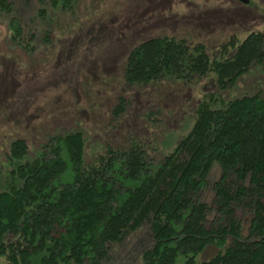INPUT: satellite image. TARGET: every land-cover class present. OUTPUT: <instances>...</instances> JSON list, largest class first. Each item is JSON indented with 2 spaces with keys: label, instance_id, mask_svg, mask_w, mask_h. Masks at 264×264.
I'll list each match as a JSON object with an SVG mask.
<instances>
[{
  "label": "trees",
  "instance_id": "trees-1",
  "mask_svg": "<svg viewBox=\"0 0 264 264\" xmlns=\"http://www.w3.org/2000/svg\"><path fill=\"white\" fill-rule=\"evenodd\" d=\"M38 1L73 7V0ZM0 13L11 15L10 29L21 38L11 0H0ZM263 66L262 33L212 54L161 37L131 51L124 81L186 85L213 74L222 93ZM221 93L204 95L188 133L160 158L132 140L86 163L87 140L71 133L51 137L28 161L26 141L15 140L0 192V264H100L110 245L146 222L153 244L142 264H264V92ZM127 104L120 100L117 116ZM215 164L222 174L209 205L202 197ZM211 246L218 253L202 259Z\"/></svg>",
  "mask_w": 264,
  "mask_h": 264
},
{
  "label": "rangeland",
  "instance_id": "rangeland-1",
  "mask_svg": "<svg viewBox=\"0 0 264 264\" xmlns=\"http://www.w3.org/2000/svg\"><path fill=\"white\" fill-rule=\"evenodd\" d=\"M11 1L23 34L15 37L11 15L0 13V192L6 188L11 145L18 139L27 143L28 161L51 137L71 133L87 140L86 163L108 148H127L132 140L155 149L158 158L172 152L192 127L204 95L221 92L213 74L186 85H127L128 56L142 42L170 37L204 45L212 54L233 39L264 34V0L247 5L236 0H73L66 10L38 0ZM257 92H264V66L221 94ZM122 99L128 104L117 116ZM221 174L215 164L203 202L212 203V186ZM152 244L146 222L110 245L100 264H142ZM217 253L211 246L202 259Z\"/></svg>",
  "mask_w": 264,
  "mask_h": 264
},
{
  "label": "water",
  "instance_id": "water-1",
  "mask_svg": "<svg viewBox=\"0 0 264 264\" xmlns=\"http://www.w3.org/2000/svg\"><path fill=\"white\" fill-rule=\"evenodd\" d=\"M236 1H239L240 3L245 4V5L250 3L249 0H236Z\"/></svg>",
  "mask_w": 264,
  "mask_h": 264
}]
</instances>
